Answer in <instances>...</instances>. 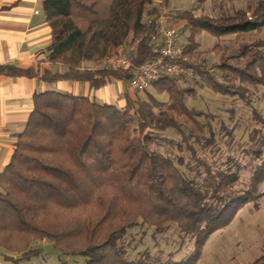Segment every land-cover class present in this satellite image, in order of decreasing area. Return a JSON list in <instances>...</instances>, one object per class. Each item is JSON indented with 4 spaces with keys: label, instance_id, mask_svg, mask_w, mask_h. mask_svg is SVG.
<instances>
[{
    "label": "trees",
    "instance_id": "16d2710c",
    "mask_svg": "<svg viewBox=\"0 0 264 264\" xmlns=\"http://www.w3.org/2000/svg\"><path fill=\"white\" fill-rule=\"evenodd\" d=\"M154 3L44 0L52 31L46 61L65 66V72L4 64L0 76L36 79L47 86L88 83L94 89L112 80L127 82L158 56L150 41L155 31L148 24L156 13ZM200 7L175 19L185 21L190 31L182 48L184 63L203 88L251 109L257 125L245 154L260 164H251L248 189H237L246 166L235 155L225 154L212 132L211 121L220 116L188 104L195 90L180 83L192 78L162 76L142 93L145 97L135 93L123 108L50 89L34 96L25 130L0 172V250L6 261L21 264L38 257L33 244L47 240L62 255L82 257L81 264H159L147 250L138 259L127 258L124 239L130 230L144 226L153 229L154 239L176 229L182 242L196 243V252L189 257L161 264H196L198 246L217 231V225L259 197L254 187L264 181V117L252 99L264 90V39L243 42L211 66L200 58L206 53L195 39L200 32L218 39L264 32V0L219 17ZM198 9L201 15H196ZM137 39L132 68L114 72L103 67L105 59ZM215 51H221L220 44ZM189 57L200 64L194 66ZM86 62L99 67L84 68ZM172 132L181 140L171 138ZM227 135L229 145L234 137ZM196 145L209 149L210 158L201 157Z\"/></svg>",
    "mask_w": 264,
    "mask_h": 264
},
{
    "label": "rangeland",
    "instance_id": "374dc122",
    "mask_svg": "<svg viewBox=\"0 0 264 264\" xmlns=\"http://www.w3.org/2000/svg\"><path fill=\"white\" fill-rule=\"evenodd\" d=\"M258 1L204 0L201 2L199 0H168L169 6L175 7L180 14L186 10L199 8L202 4L203 7L200 8L204 9V13L214 17H219L224 13L231 14L234 8L247 9L251 5L253 7ZM201 13L202 10L200 9L196 11V15H201ZM174 24L177 29L179 46L183 48L188 44L190 31L187 30L185 21L174 20ZM259 39H264V32H251L220 39L207 32H200L196 35L195 41L200 44L199 50L206 53L204 57L200 58H205L207 66H211L220 62L223 56H228L232 51L237 50L243 42H252ZM216 44L221 45V51L212 52ZM189 58L194 62V66L200 64L197 58ZM91 66L93 68L99 67L94 63ZM191 78L180 83L182 87H190L195 90V94L188 99V104L220 116L219 119L211 121L212 132L216 134L224 153L235 155L242 165L246 166L237 189H248L253 175L251 164L252 162L260 164V161L253 160L245 154L251 146L249 135L257 125V122L253 119L251 109L239 101L209 92L202 87V83L197 80L195 75ZM142 96L144 95L142 94ZM252 100L258 112L264 117V90L257 91ZM223 128L225 130H222ZM229 132L233 133L234 140L227 145L226 142L229 139L227 133ZM169 136L181 140L178 133L172 132ZM196 147L201 157L209 159L212 155L209 149L203 151L201 147L197 145ZM186 159H190L187 154ZM254 188L256 191L254 195H259V197L251 198L235 215L233 213L228 214L217 225V231L204 244L198 246L200 258L196 264H257L264 259V181ZM153 236V229L144 226H138L130 230L124 239L128 251L127 258L138 259L140 254L147 250L151 258L161 264L169 259L181 261L196 252L197 246L194 240L187 239L182 242L176 229L158 235L155 239ZM32 250L38 253V257L25 260L21 264H81L83 260L82 257L62 255L54 247V244L47 240L34 243ZM3 264L12 263L4 260Z\"/></svg>",
    "mask_w": 264,
    "mask_h": 264
},
{
    "label": "crops",
    "instance_id": "0c3cea01",
    "mask_svg": "<svg viewBox=\"0 0 264 264\" xmlns=\"http://www.w3.org/2000/svg\"><path fill=\"white\" fill-rule=\"evenodd\" d=\"M43 2L0 0V65L36 68L41 72H65V66L46 61L44 52L51 44L52 31ZM92 64L86 62L83 67L92 69ZM50 89L89 97L118 108L125 107L127 98L135 96L129 81L112 80L105 87L94 89L88 83L62 81L47 86L36 79L0 76V172L9 164L17 138L25 130L34 109V96ZM4 255L6 253L0 250V264L5 260Z\"/></svg>",
    "mask_w": 264,
    "mask_h": 264
},
{
    "label": "built area",
    "instance_id": "2783aa9c",
    "mask_svg": "<svg viewBox=\"0 0 264 264\" xmlns=\"http://www.w3.org/2000/svg\"><path fill=\"white\" fill-rule=\"evenodd\" d=\"M156 13L148 20L154 28L150 41L157 58L146 62L130 78L129 85L135 93L146 92L162 76L174 78H191L193 69L184 62L183 49L179 46L177 29L174 20L179 16V10L170 7L168 0H155ZM140 39L121 47L115 56L105 59L103 67L114 72H121L133 67V59L138 54ZM197 65V64H196Z\"/></svg>",
    "mask_w": 264,
    "mask_h": 264
}]
</instances>
